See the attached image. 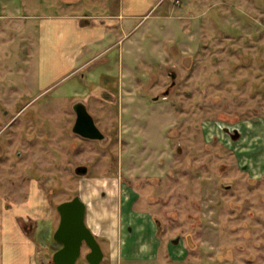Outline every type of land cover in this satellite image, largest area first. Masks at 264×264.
Returning a JSON list of instances; mask_svg holds the SVG:
<instances>
[{
    "label": "rangeland",
    "instance_id": "rangeland-1",
    "mask_svg": "<svg viewBox=\"0 0 264 264\" xmlns=\"http://www.w3.org/2000/svg\"><path fill=\"white\" fill-rule=\"evenodd\" d=\"M143 13L122 19L124 37L116 17L113 45L46 90L39 17L22 40L17 22L3 27L0 180L36 178L53 227L57 204L87 200L101 264H264V0H160ZM77 101L104 139L72 131Z\"/></svg>",
    "mask_w": 264,
    "mask_h": 264
},
{
    "label": "crops",
    "instance_id": "crops-1",
    "mask_svg": "<svg viewBox=\"0 0 264 264\" xmlns=\"http://www.w3.org/2000/svg\"><path fill=\"white\" fill-rule=\"evenodd\" d=\"M158 1L160 0H152L150 3L147 0H44L41 3L37 0H0V19L3 20L0 32L3 27H11L12 22H17L16 27L22 33L19 35L24 36L21 40L25 39L24 27L31 26V20L39 17L38 23L34 22L38 28L37 73L41 88L46 90L57 85L66 76L80 72L93 57L113 45L109 41L117 36L116 17L119 20L120 36L124 37L128 27L124 20L138 17L143 11L145 15ZM39 5L44 7L42 9L40 6L44 12H36V6ZM31 6L34 7L32 10ZM111 32L114 33L113 36ZM13 38L11 36L10 39ZM94 47L98 49V54L93 52ZM80 75L84 77V74ZM6 124L3 125L4 130H7ZM15 130L11 133L14 140L18 138ZM1 172L0 264H46L45 255L41 258L40 254L47 246L49 236L53 239L59 215L53 227L52 205L45 199L43 208L40 195L36 196L32 191L36 187V178H27L25 184H21L18 182L21 181V175H16L18 183H15L14 177L9 178L7 175L13 172ZM42 183L44 186L45 182ZM81 199L86 205L85 223L98 237L95 231L98 226L95 228L92 216L87 215L89 202ZM40 207L43 214L38 215L36 210ZM101 234L106 237L112 235ZM85 248L87 253L89 248ZM85 262L89 264L86 259ZM75 264H78V260Z\"/></svg>",
    "mask_w": 264,
    "mask_h": 264
},
{
    "label": "water",
    "instance_id": "water-1",
    "mask_svg": "<svg viewBox=\"0 0 264 264\" xmlns=\"http://www.w3.org/2000/svg\"><path fill=\"white\" fill-rule=\"evenodd\" d=\"M76 113L72 131L87 138L101 140L105 136L96 126L93 117L82 101L73 104ZM75 172L83 175L87 172L86 165H78ZM59 223L53 233L55 241L62 245L52 254L54 264H75L83 245L89 248L85 259L89 264H100L103 251L94 233L85 223V203L79 195L73 196L57 204Z\"/></svg>",
    "mask_w": 264,
    "mask_h": 264
},
{
    "label": "flooded vegetation",
    "instance_id": "flooded-vegetation-1",
    "mask_svg": "<svg viewBox=\"0 0 264 264\" xmlns=\"http://www.w3.org/2000/svg\"><path fill=\"white\" fill-rule=\"evenodd\" d=\"M73 104H75V103H73ZM71 106H72V108H73V105H71ZM73 110H74V108H73ZM74 112H75V111H74ZM75 117H76V113H75ZM74 121H75V119H74ZM73 124H74V123H73ZM224 130L227 132V131H228V127H225ZM231 134H232L231 136H232L233 138H235V139L238 137L237 131H233V133H231ZM68 200H69V199H68ZM85 210H86V205H85ZM58 243H59V245H58V247H57L55 250H57V249H58L59 247H61V245H62L60 242H58ZM55 250H54V251H55ZM54 251H53V252H54Z\"/></svg>",
    "mask_w": 264,
    "mask_h": 264
}]
</instances>
